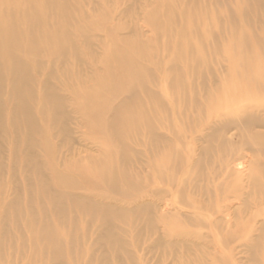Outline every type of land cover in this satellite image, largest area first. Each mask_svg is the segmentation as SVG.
I'll list each match as a JSON object with an SVG mask.
<instances>
[{
  "label": "bare ground",
  "instance_id": "6f19581e",
  "mask_svg": "<svg viewBox=\"0 0 264 264\" xmlns=\"http://www.w3.org/2000/svg\"><path fill=\"white\" fill-rule=\"evenodd\" d=\"M193 1L163 0L153 18L147 16L153 36L166 34L169 41L164 47L118 40L121 28H109L105 20L90 26L115 39L108 41L105 63L97 65L100 69L91 86L87 80L63 84L76 114L102 150L93 159L94 168L80 175L101 179L109 191L128 195L143 185L133 182L130 188L128 184L138 176L120 171L116 159L136 163L139 171L147 170L144 183L151 200L141 208L147 228L154 231L160 226L164 243L174 248H207L240 238L261 249L264 50L255 48H264V43L254 45L241 35L226 41L221 37L226 34L225 24L216 22L221 14L208 9L220 0ZM74 3L77 0L0 1V99L8 80V99L14 102L12 124L25 131L29 147H37L30 138L41 131L34 104L40 113L51 112V129L65 130V98L47 82L41 85L36 74L47 66L42 56L48 54L54 58L49 64L60 63L63 74L71 76L69 64L78 58L74 38L68 36L77 17L71 10ZM243 13L249 21L253 11ZM107 14L101 18L111 17ZM81 33L84 38L87 32ZM160 52L168 56L164 63L153 57ZM147 61L154 69L140 67ZM51 71L56 78L54 68ZM37 87H43L42 99L36 98ZM119 94L130 97L118 102ZM5 104L0 105L2 114ZM244 150L250 155L247 162H240L246 157L240 153ZM62 180L58 179V186L65 185ZM79 203L104 220L115 216V211L84 196ZM262 253L260 259L255 253L257 264H264V249Z\"/></svg>",
  "mask_w": 264,
  "mask_h": 264
},
{
  "label": "rangeland",
  "instance_id": "374dc122",
  "mask_svg": "<svg viewBox=\"0 0 264 264\" xmlns=\"http://www.w3.org/2000/svg\"><path fill=\"white\" fill-rule=\"evenodd\" d=\"M185 1L195 2L184 0L185 4ZM160 3L163 0H77L71 5L77 17L69 26L68 36L74 38L78 49V58L73 57L69 64L71 76L67 78L63 74L60 63L49 64L54 58L48 54L42 56L47 66L36 74L41 85L47 82V86L57 89L65 98L66 126L65 130L61 127L51 129L48 124L51 112L40 113L34 104L36 122L41 130L30 138L36 148L29 147L25 142V131H18L12 124L14 102L8 99L10 84L5 78L7 88L0 99V105L7 102L5 112L0 113V264H257V251L259 258H256H263L264 248L248 246L246 240L240 238L219 247H200L203 250L199 246L174 248L164 243L160 226L154 231L147 228V215L141 210L151 200L144 183L147 170L139 171L136 163L127 165L121 158L116 159L120 171L138 176L135 181H130V188L133 182L143 185L128 195L109 191L101 179L80 175L81 171L94 168L93 159L99 158L102 150L76 114L71 97L63 91V84L87 80V86H91L92 78L98 73L97 65L105 63L106 45L115 37L90 29L91 25L101 24V21L105 20L109 28H121L118 40L149 41L164 47L169 41L166 34L153 36L155 34L146 22L147 16L153 18L154 11L159 10ZM12 6L15 4L9 5ZM208 9L221 14L216 22L221 20L225 24L226 34L221 37L226 41L242 36L254 45L257 41L264 43V0H220ZM245 9L253 11L249 21L244 19ZM101 14L111 17L101 18ZM82 31L87 32L84 38ZM149 57L148 61L153 59ZM153 57L163 63L168 60L162 52ZM148 61L140 67L154 69ZM29 65L35 66L31 61ZM51 68H54L56 78L51 76ZM42 88H36L38 99L44 97ZM128 96L119 94L118 102ZM240 153L246 156L240 162H247L249 152ZM58 174L60 177L57 178ZM59 178L63 179L60 183H65L64 186H58ZM82 196L91 203H100L115 211V216L105 220L95 216L94 212L85 209L87 204L79 203ZM101 196L108 199H101Z\"/></svg>",
  "mask_w": 264,
  "mask_h": 264
}]
</instances>
